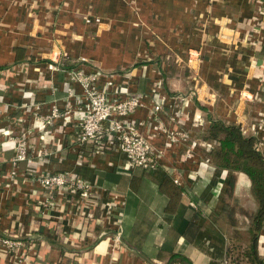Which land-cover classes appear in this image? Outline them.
Segmentation results:
<instances>
[{
    "label": "crops",
    "instance_id": "obj_1",
    "mask_svg": "<svg viewBox=\"0 0 264 264\" xmlns=\"http://www.w3.org/2000/svg\"><path fill=\"white\" fill-rule=\"evenodd\" d=\"M262 3L0 0V239L28 242L17 255L0 248V264H224L232 235L248 229L257 207L249 178L214 165L201 146L164 148L162 136L151 139L163 150L155 171L128 169L114 147L96 154L80 146V88L67 97L65 71L78 65L119 73L98 87L108 97L120 86L141 96L133 117L145 134L153 133L156 117L168 131L203 142L210 123L219 121L236 125L264 151ZM154 89L165 97L157 115ZM54 109L60 116L49 127L43 162L33 120ZM196 116L203 124L194 127ZM5 130L23 135L29 151L30 162L14 176ZM63 172L96 188L99 203L59 193L55 208L44 207L47 194L33 176ZM116 222L122 233L115 248ZM257 250L264 261V223Z\"/></svg>",
    "mask_w": 264,
    "mask_h": 264
},
{
    "label": "built area",
    "instance_id": "obj_2",
    "mask_svg": "<svg viewBox=\"0 0 264 264\" xmlns=\"http://www.w3.org/2000/svg\"><path fill=\"white\" fill-rule=\"evenodd\" d=\"M258 14L264 15V5H261ZM65 74L67 85L70 86L66 90L68 98L73 97L75 94L74 85L80 88L81 109L77 112L76 116L78 128L77 140L80 146L90 145L96 154H99L104 149L114 147L124 156L125 165L128 169L142 168L147 171L159 169V160L163 155V150L156 148L151 142V139L155 136H162L165 139L164 148H167L169 145L185 144L187 142L193 147L201 146L207 152L212 149L211 143L190 140L189 136L183 131H168L160 121L158 122L156 117V123L154 126H150L153 133L146 132L145 134L141 130L142 124L133 117L135 112L142 107L141 96L131 93L126 86H120L113 92L112 97H108L106 91L100 90L98 87V83L102 78L110 79L119 73L100 69L86 72L83 66L78 67V65H74L72 68L66 70ZM106 85H110V80L106 82ZM156 86L159 89V84H156ZM153 97L155 100L152 112L154 115H157L163 111L165 97L159 94L156 89L153 90ZM184 99L186 98L184 97L179 100L183 101ZM69 107L70 105H67V108ZM22 108H28V106L23 104ZM68 115L69 111L62 114L64 118H69ZM59 116L58 110L54 109L47 116L36 115L33 120V128L38 133V140L43 144L36 156L43 162L48 157L44 144L46 139L51 137L49 127L52 126L53 120ZM177 122L182 124L179 120ZM202 124L203 119L200 116L193 118L192 125L194 127ZM1 136L3 143L8 144L14 152L11 159L12 171L10 172V176H14L15 170L20 163L30 162L27 141L23 135L17 137L7 130L1 132ZM256 148L262 151L258 143L256 144ZM206 163H210V161L207 160ZM33 177L34 181L47 194L42 203L44 207L55 208V197L59 193L75 194L85 203L98 204L100 201L99 191L96 188L92 187L85 180L68 172L38 174ZM175 183H178V179L175 180ZM112 206L109 204L108 208L110 209ZM121 233L120 222H116L111 236V242L115 248L121 242ZM27 244L28 242H23L14 236L0 239V248L5 255H17V252ZM17 261L21 262L22 257H17ZM224 264L227 263L224 262Z\"/></svg>",
    "mask_w": 264,
    "mask_h": 264
},
{
    "label": "trees",
    "instance_id": "obj_3",
    "mask_svg": "<svg viewBox=\"0 0 264 264\" xmlns=\"http://www.w3.org/2000/svg\"><path fill=\"white\" fill-rule=\"evenodd\" d=\"M204 142L212 144V149L207 152V158L216 166L231 172L245 174L251 182V192L257 203L256 210L248 216L249 227L246 229L247 237L244 246L236 257L235 248L229 245L226 252V261L229 264H264L258 250V235L264 223V151L256 148V141L253 137H246L241 130L233 124H224L219 121H212L208 130L202 136ZM229 223L236 225L232 216L228 215ZM239 234V232H238ZM232 235L238 239V235Z\"/></svg>",
    "mask_w": 264,
    "mask_h": 264
},
{
    "label": "rangeland",
    "instance_id": "obj_4",
    "mask_svg": "<svg viewBox=\"0 0 264 264\" xmlns=\"http://www.w3.org/2000/svg\"><path fill=\"white\" fill-rule=\"evenodd\" d=\"M239 227L241 228L242 227V224H239ZM239 232V234L237 235V237H239L237 240L236 239H233L232 238V240H231V242H230V244H232V245H234V246H237L236 248H235V250L233 251V252H235L234 254H235V256L234 257H236V250H238V252L237 253H240L239 251L241 250V249H237V248H239V246H244L245 245V241H243L242 239H244V238H246L247 237V235H246V232H243V231H238ZM234 235V234H233ZM236 235V234H235ZM227 264H229V262L228 261H225Z\"/></svg>",
    "mask_w": 264,
    "mask_h": 264
}]
</instances>
